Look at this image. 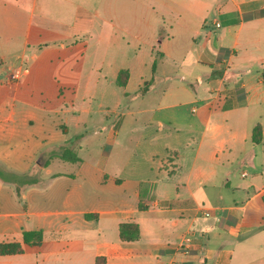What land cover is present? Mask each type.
<instances>
[{"label": "crops", "instance_id": "crops-1", "mask_svg": "<svg viewBox=\"0 0 264 264\" xmlns=\"http://www.w3.org/2000/svg\"><path fill=\"white\" fill-rule=\"evenodd\" d=\"M114 1L122 33L112 0H60L56 26L0 23V242L23 244L0 264H264V0ZM76 135L79 161L46 163ZM128 221L139 238L121 237Z\"/></svg>", "mask_w": 264, "mask_h": 264}, {"label": "rangeland", "instance_id": "rangeland-1", "mask_svg": "<svg viewBox=\"0 0 264 264\" xmlns=\"http://www.w3.org/2000/svg\"><path fill=\"white\" fill-rule=\"evenodd\" d=\"M60 0H0V23H15V24H24L26 23L29 16L32 14L31 12L34 11V23H37L40 20V17L46 16L45 20L50 23L51 26H56L63 21L71 19L69 18V14H67L64 11V8L59 4ZM88 2L91 6H99L100 12H103V0H85V2ZM112 5V13L110 17L112 18V21L114 24L117 25V31L122 33V15H121V9L122 5L119 1H114ZM164 1V0H163ZM136 5H139L140 7L147 8L146 10H150L154 5L160 6V3H158L155 0H134ZM167 3L170 4V1L167 0ZM162 7L168 8V5H166L164 2L161 5ZM108 7V4H107ZM167 15V14H166ZM16 32V31H15ZM13 33V37L15 39L22 38L20 30L16 33ZM2 31H0V38H2ZM150 38V35L148 34L145 37V42L148 41ZM33 43L31 44V48L29 51L34 49ZM115 51L119 53L120 60L119 63L123 62L128 56L133 55L131 51H127V49H122L121 47L115 46ZM161 68H165L167 70L173 69V63L171 60H168L164 66H161ZM96 106V104H94ZM95 124L96 121H93L91 124ZM70 129L73 130L74 126L70 125ZM60 128H55V130L52 131V133H60L58 132ZM77 130H80L79 128ZM94 135V134H93ZM98 136V135H96ZM90 140L87 146L83 147L84 151H94V149H97V139ZM61 164H58V166H55L56 170H64L65 168L70 165L68 162H64L62 160H59ZM36 169V168H35Z\"/></svg>", "mask_w": 264, "mask_h": 264}, {"label": "trees", "instance_id": "trees-1", "mask_svg": "<svg viewBox=\"0 0 264 264\" xmlns=\"http://www.w3.org/2000/svg\"><path fill=\"white\" fill-rule=\"evenodd\" d=\"M153 77L145 81L144 84L133 93V95H142L147 92L155 79V71H156V61L153 62L152 65ZM129 72L127 69H121L119 71L117 77V83L121 86H124L128 80ZM262 78L264 79V69L262 71ZM234 104L233 97L223 96L221 94L218 95L217 101L215 104V109H227L231 108ZM80 135H76L74 139L59 148H54L50 151L49 157L46 161L48 164L49 159L53 157H59L64 160L76 162L81 158L78 155L73 143L78 141ZM262 138V128L260 124H256L252 131V140L254 142H260ZM1 176H4L3 173H0ZM121 237L124 240H135L140 236V228L139 225L134 221L123 222L120 227ZM43 238V231L41 229L38 230H25L23 231V241L27 244H39ZM23 251V244L19 241H2L0 242V254H12V253H20Z\"/></svg>", "mask_w": 264, "mask_h": 264}, {"label": "built area", "instance_id": "built-area-1", "mask_svg": "<svg viewBox=\"0 0 264 264\" xmlns=\"http://www.w3.org/2000/svg\"><path fill=\"white\" fill-rule=\"evenodd\" d=\"M215 24L217 26L220 25L219 22H216ZM27 72H28V68L22 66V67H19V68L13 70L11 76H12L13 79H17L18 80V79H20L23 76L24 73H27ZM206 215H209V212H206Z\"/></svg>", "mask_w": 264, "mask_h": 264}]
</instances>
